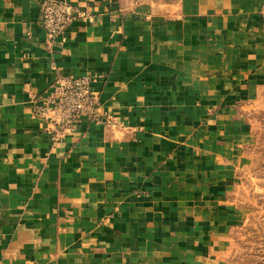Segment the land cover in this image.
Listing matches in <instances>:
<instances>
[{
  "label": "crops",
  "instance_id": "1",
  "mask_svg": "<svg viewBox=\"0 0 264 264\" xmlns=\"http://www.w3.org/2000/svg\"><path fill=\"white\" fill-rule=\"evenodd\" d=\"M0 0V264H229L264 98V0ZM89 77L100 110L54 139L38 105Z\"/></svg>",
  "mask_w": 264,
  "mask_h": 264
},
{
  "label": "built area",
  "instance_id": "2",
  "mask_svg": "<svg viewBox=\"0 0 264 264\" xmlns=\"http://www.w3.org/2000/svg\"><path fill=\"white\" fill-rule=\"evenodd\" d=\"M42 25L46 31V41L65 44L75 24L89 12L65 0H44L42 3ZM38 105V114L43 117L48 112L55 113L54 139L59 140L70 132L83 115L99 116L100 103L93 91L89 77L62 76L56 80L52 92H48Z\"/></svg>",
  "mask_w": 264,
  "mask_h": 264
},
{
  "label": "rangeland",
  "instance_id": "3",
  "mask_svg": "<svg viewBox=\"0 0 264 264\" xmlns=\"http://www.w3.org/2000/svg\"><path fill=\"white\" fill-rule=\"evenodd\" d=\"M255 145L242 171L241 207L246 216L234 231L229 264H264V98L253 109Z\"/></svg>",
  "mask_w": 264,
  "mask_h": 264
}]
</instances>
